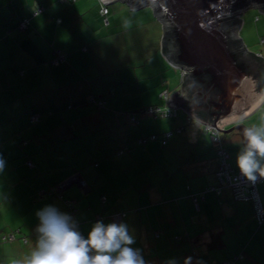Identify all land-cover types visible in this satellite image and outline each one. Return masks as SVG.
<instances>
[{
	"label": "crops",
	"instance_id": "0c3cea01",
	"mask_svg": "<svg viewBox=\"0 0 264 264\" xmlns=\"http://www.w3.org/2000/svg\"><path fill=\"white\" fill-rule=\"evenodd\" d=\"M8 1L20 10L8 27L0 26V156L6 161L0 173V264H22L36 248V212L47 205L70 215L85 238L96 216L105 224H126L146 264L171 258L183 264L186 257L192 264H228L239 256L234 264H264V222L255 220L251 202L235 201L217 180L216 146L204 123L169 105L173 93L181 95L180 70L160 52L162 24L151 7L109 3L105 24L101 0ZM256 14L238 31L249 52L264 36V19ZM24 20L27 27L20 30ZM151 106L174 115L140 114ZM235 125L264 126V98L247 115L219 126L228 131ZM245 128L220 133L234 171ZM168 132L165 145L140 143ZM72 177L84 185L70 186L61 198L43 196ZM257 191L264 211V185ZM119 214L124 216L117 222L113 216ZM8 233L16 239L1 242Z\"/></svg>",
	"mask_w": 264,
	"mask_h": 264
},
{
	"label": "water",
	"instance_id": "95a60500",
	"mask_svg": "<svg viewBox=\"0 0 264 264\" xmlns=\"http://www.w3.org/2000/svg\"><path fill=\"white\" fill-rule=\"evenodd\" d=\"M251 5L264 12V0ZM104 5L122 2L129 9L151 7L153 17L162 24L160 52L164 59L178 70H185L195 84L181 83V95L173 93L168 102L172 108L182 107L191 117L218 128L219 125L239 119L250 113L264 98L257 91L254 66L249 51L233 50L230 38L238 39L240 25L228 31L225 23L231 15L239 16L238 0H101ZM250 6V7H251ZM167 34L171 35L168 40ZM243 46L244 42L242 41ZM245 47V46H244ZM251 53V52H250ZM173 57V58H172ZM185 74L183 75V77ZM182 77V80H183ZM188 94L209 102L217 113L214 123H206L186 109ZM192 105V104H191ZM193 106V105H192ZM235 125L233 129H243ZM74 177L57 188L59 195L72 185L83 186Z\"/></svg>",
	"mask_w": 264,
	"mask_h": 264
},
{
	"label": "clouds",
	"instance_id": "9594fccd",
	"mask_svg": "<svg viewBox=\"0 0 264 264\" xmlns=\"http://www.w3.org/2000/svg\"><path fill=\"white\" fill-rule=\"evenodd\" d=\"M243 136L236 165L245 178L255 182L257 176L264 177V126L245 128ZM5 167L6 161L0 156V173ZM36 216L40 238L22 264H146L141 250L132 247L135 237L124 223L96 221L85 238L72 217L53 205L38 210ZM93 250L95 254L89 255ZM192 260L186 257L183 264H192ZM165 264L179 262L171 258Z\"/></svg>",
	"mask_w": 264,
	"mask_h": 264
},
{
	"label": "trees",
	"instance_id": "16d2710c",
	"mask_svg": "<svg viewBox=\"0 0 264 264\" xmlns=\"http://www.w3.org/2000/svg\"><path fill=\"white\" fill-rule=\"evenodd\" d=\"M59 2V0H57ZM259 2L258 0H238L237 4H236V9L239 10V11H242L244 10L245 8L247 7H250L251 5L255 4ZM69 3V2H68ZM107 6V5H106ZM264 13V12H263ZM25 21V20H24ZM240 16H237V15H231V16H228L226 18V24L228 26V31L232 30L233 28H237L239 25H240ZM22 22L19 23V28H20V24ZM27 27V26H26ZM21 30V29H20ZM167 37H168V40H170L171 38V35L167 34ZM230 43H231V46L233 48V50H236V51H241V54H242V51H245L248 53V50H246V48L243 46V43H242V40L241 38L239 37L238 35V39H234V38H230ZM261 56H264L262 55L261 53L259 54H255L253 52H249V60L251 61V63L253 64L254 66V70H255V78L257 80V91L259 93L263 92L264 91V59L261 57ZM173 58V57H172ZM187 74H185V76L183 77V80L181 81V83H185V85L188 86H191L192 84L194 85L195 84V81L193 78L190 77V75L186 78ZM94 102V101H93ZM98 107L102 106V102L99 101V102H94ZM193 106H192V105ZM185 107L186 109H189L188 111H192V107H193V113L195 114V116L199 119H201L202 121H205L206 123H214L215 121V117L217 115L216 112H214L209 104V102H203L202 98H199V97H195L193 96L192 94H188V97H187V102L185 104ZM150 108V107H149ZM151 108H158V107H155V106H151ZM145 109H142L140 110V114L144 115L145 113ZM166 113L165 115L163 116H155V117H161V118H169L171 117L172 115H174V112L171 111L170 109H163ZM138 114V113H137ZM131 119H133L134 121H131ZM188 120H191L190 117H188ZM31 121L32 122H35V121H38V118L36 116H33L31 117ZM130 121L131 122H135V117L134 116H131L130 118ZM221 132H219L217 134V138H218V141H219V145L221 147H223L226 151L227 149L223 146L222 142H221V135H220ZM169 135L168 137H165L166 135ZM172 135V132H168V133H164L162 134L161 136H157V135H154L155 136V140H160L161 144L162 145H165L167 140L171 137ZM150 137V136H149ZM148 138L146 139H143L140 141V143H146L147 140L149 141H155V140H150ZM216 146V145H215ZM217 148V146H216ZM260 185V184H259ZM264 185V184H262ZM258 186V185H257ZM228 187V186H227ZM230 189V187H228ZM55 189V188H54ZM55 192V193H54ZM54 192H50L49 194H56L58 196V198H61V195L57 194L56 191ZM230 192H231V195H232V198L234 199L233 197V194H232V191L230 189ZM258 192V191H257ZM47 194V193H46ZM259 196V195H258ZM105 199V197H103ZM235 200V199H234ZM260 200V199H259ZM235 201H238V200H235ZM64 205L65 207L67 208V210L71 213V214H74L76 212V209H75V204L74 202H72L71 200L67 199V200H64ZM244 202H250V201H244ZM252 203V202H251ZM101 204H105V201ZM253 204V203H252ZM261 204V203H260ZM254 206V205H253ZM262 207V206H261ZM254 217H255V210H254ZM101 218V217H100ZM256 220V219H255ZM264 222V218H263V221L259 224H262ZM78 225V224H77ZM6 234L2 235L5 236ZM16 237V236H15ZM26 239V237H23ZM23 238H20V240L23 242ZM16 239V238H15ZM1 242L2 241V238H1ZM12 242V241H11ZM26 242H27V239H26ZM26 242L24 244H26ZM4 243V242H3ZM215 242L213 241H210L209 242V246L212 247L214 245ZM242 257H236L234 258L233 260L231 261H227L228 264H234L236 260L238 259H241Z\"/></svg>",
	"mask_w": 264,
	"mask_h": 264
},
{
	"label": "built area",
	"instance_id": "2783aa9c",
	"mask_svg": "<svg viewBox=\"0 0 264 264\" xmlns=\"http://www.w3.org/2000/svg\"><path fill=\"white\" fill-rule=\"evenodd\" d=\"M72 0H59L61 3H68ZM36 13V12H35ZM100 15L103 17L104 23H107V8L106 5L102 3L100 9H99ZM27 22L23 21L20 24V29L26 28ZM264 59V56H261ZM187 72L185 70H180V77L182 81V77L184 74ZM165 96V94H164ZM145 114L152 115V116H163L165 115V111L163 109L158 108H147L144 112ZM131 121H134L131 119ZM222 128L218 126V128H214L212 126L204 124L203 126V131L210 134L212 140L215 142V145L217 146L216 152H217V157L219 161L218 169L215 174L217 180L221 185H226L230 187L233 197L235 200L238 201H250L254 205V210H255V219L258 223H261L264 218V211L263 208L261 207L258 192H257V185L259 184H264V177H259L257 176V180L255 182L249 181L247 178H245L240 171H234L230 164H229V155L227 151L219 145V141L217 138V134L220 132ZM169 135L167 134L165 137H168ZM150 140H155V136H150ZM209 190H215L213 187H210ZM215 191H218L217 189ZM57 192V190H56ZM58 194V192H57ZM194 202L196 201V198L193 199ZM102 203L105 201L104 198H101ZM124 216V214H119L113 216V219L115 221H120L121 218ZM15 234L14 233H8L5 236L2 237L3 242H11L15 240ZM23 242H26V239H22Z\"/></svg>",
	"mask_w": 264,
	"mask_h": 264
},
{
	"label": "rangeland",
	"instance_id": "374dc122",
	"mask_svg": "<svg viewBox=\"0 0 264 264\" xmlns=\"http://www.w3.org/2000/svg\"><path fill=\"white\" fill-rule=\"evenodd\" d=\"M1 1H3V0H0V2ZM9 1L8 0H4V4H2V8H1V10L0 11H2V12H4V14L2 15V14H0V26L1 27H8V20L10 19V21H12L13 20V18H14V16H15V9L16 8H18V4H15L14 6H13V4H11V1H10V3H8ZM8 3V4H7ZM114 4H116V3H114ZM113 5V4H112ZM109 8H111V5L110 6H108ZM258 8H252V9H246L242 14H241V16H240V20H241V23L243 24L246 20H249V18H250V13H257L256 15V17H258V20H263L264 19V13H262L259 9L257 10ZM16 10H20L19 8L18 9H16ZM86 10H87V8H86ZM1 12V13H2ZM11 15V16H10ZM9 18H8V17ZM252 19V18H251ZM11 24V23H10ZM261 31L263 30V28H264V26H261ZM238 34H239V32H238ZM260 37H264L263 35H261ZM260 37H258V38H256L255 39V42H254V44L251 46V50H250V52L252 51V50H254V51H252V52H256V51H261V52H263L264 51V38H260ZM248 49V48H247ZM260 52H256L255 54H259ZM262 54H264V52L262 53ZM221 134H223V133H221ZM144 179L145 180H147L145 177H144ZM49 193H47V194H43V196H45V195H48ZM50 195V194H49ZM143 195V197L141 196L140 198H139V203H141V204H143V203H146L147 202V200L144 198V196L146 195L147 196V194H142ZM165 197V196H164ZM99 219V217L98 216H96V219H95V221H99L98 220Z\"/></svg>",
	"mask_w": 264,
	"mask_h": 264
}]
</instances>
